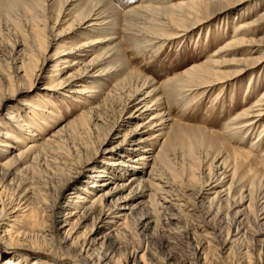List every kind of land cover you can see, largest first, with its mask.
I'll return each mask as SVG.
<instances>
[{
    "label": "rangeland",
    "instance_id": "1",
    "mask_svg": "<svg viewBox=\"0 0 264 264\" xmlns=\"http://www.w3.org/2000/svg\"><path fill=\"white\" fill-rule=\"evenodd\" d=\"M108 1L114 8L119 9V14L123 16L130 9L140 6L144 0ZM177 1L168 0V3L175 4ZM217 1V5L221 4L215 8L229 5V1L226 0ZM44 4L47 10L46 18H50V29L40 33L39 36L44 44L43 49H45L42 53L43 57L31 51L33 50L32 40L28 35V27L24 19L20 18V15L23 16L22 12H19V15L12 14V19L9 21L3 16L0 18V122L2 125L4 123L9 124L16 132L18 131L17 133L30 134L31 129L26 126H23L22 129L10 119L9 113L14 110L16 116L24 122H28L30 119L35 123L48 124V126L44 125L45 131L41 135L36 133L35 139L53 136L47 150L39 152V160L36 162L39 169L36 168L32 175L30 173L21 175L17 170L13 171L16 173L9 180L15 179V182L21 180L23 189L29 191V196L32 192L31 187L38 190L45 185L50 187V185L55 184L57 188L56 183L59 178L61 180L64 174H68V167L63 166V162L66 161L65 157L68 154L75 155V150L78 147L88 144L92 153L98 152L99 158L95 159L97 162L95 164H98L99 167L104 164L108 168L107 172H104L106 176L102 182L111 183L110 187L115 192L112 199L106 201L105 204H128V210L124 211L123 216L116 220L115 226L112 224L111 229L103 231L101 221L97 222L98 225L96 224L94 229V231H99L96 247H99L102 242L100 238L108 235L104 245L111 244L114 246L113 254L117 259V264H133L130 253L134 251L138 252L135 258L136 264H264V220L260 218L258 222H255L256 216L248 207V198L244 200V203L235 206L236 211L241 215L237 218L235 227L237 225L241 230L239 236L244 233V239L237 244L238 247L235 245L231 250L230 246L223 248L222 243L227 234L234 235L233 229L228 224H221L216 229V222L213 221V217L207 216V200L196 198L197 192L203 190L207 193L210 181L220 177L222 168L218 164L225 155H231L232 149H240L250 154L254 159L253 168L259 171V174L264 173L263 154L259 151V147H256V142L259 143L264 137V135L258 138L256 136L262 127H256L252 133L248 132L247 136L241 133L234 136L230 141H226L227 151L220 154H216L214 151L207 152L203 147L197 148L196 145L192 159H197V162L186 156L184 152V147L186 148L190 143H197L195 139L198 135L200 136V132L193 131L197 128L205 130L204 134L207 141H214L216 142L214 144L218 145L215 134H222L226 125L264 92V62L253 71L236 78L223 89L219 87L195 89V92L193 90L186 92L184 96H175L170 101H163L165 113L171 120L169 126L173 127L176 135L172 140L175 149L169 155L167 165L155 164V171L151 178L156 181L160 178L159 180L167 184L168 196L172 197V200L183 201L178 205H184V207H178L172 201L170 204L164 203L158 215H148L149 211L145 206L146 193L142 192L141 189L136 190L135 184H129L132 168H145L148 165L145 170L148 172L152 163L151 160L148 159L145 165L141 161V157L148 154L145 152V148L150 150L148 152L152 153L153 156L158 150V145H153L152 140H147L143 145L144 148L142 145L135 147V144L138 143L136 141L138 136L147 138L144 136L146 134L142 133L143 128L141 129V126L134 128L136 124L145 120L147 114L139 115L134 112L125 93L120 95V92L117 91L113 95H106V98L105 94L109 87H105L103 91L105 94L98 95L94 102L89 94L82 95H87L86 98L92 99L91 102L93 103L90 106L79 102L77 98L79 94L75 92L80 89V86L82 88L90 84L89 76L95 73V71L91 72L92 68L85 67V63L87 64L91 56L79 63L82 65L81 73L86 72L85 74L78 71L77 65L68 66L71 62L60 65L63 71L62 74L58 72L57 75L61 76L60 80L66 84L63 87L65 89H45L51 83V76L55 75V71L52 70V62H48L44 69L36 74L37 78H33L32 81L27 76V71L31 68L27 64V59L33 58L34 61L38 60L40 64L41 59L49 58L57 46L61 47L60 45L68 41L71 44L81 42L79 35L82 30L80 28L74 27L71 31H66L68 17L62 4L59 1L55 3L54 0H45ZM263 8L264 0L253 1V3L244 2V4L231 7L223 14L211 16V20L201 27L184 32L185 34L182 33L172 41H162L160 44H150L149 46L143 42L140 44L127 42L126 38L122 37L124 35L122 28L117 31V38L118 41L120 40V49L128 68L153 81L156 86H161L170 79L179 76L185 69L207 60L219 48L224 47L236 26L251 22L260 15ZM124 19L123 17L122 21ZM56 20L58 21L57 24H55ZM53 26L54 29L51 30ZM62 31L65 32L60 34ZM253 32L254 36L251 39L254 41L248 47H234L230 51L226 49V52L218 55L216 61L220 63L217 68L219 71L223 73L234 71L238 60H262L264 47L260 43L264 39V23L258 24ZM91 49H85L83 53L75 51L73 52L74 55L68 56V59L74 58V62L78 64L79 58L89 54ZM248 49H251L249 53H245ZM22 62L26 64L23 69H21ZM19 69L21 72L16 78L15 74ZM22 72H25L26 75L20 78ZM251 73L253 80L249 85V74ZM2 97L5 98L4 101L1 100ZM33 102H36L37 107L38 105L41 106L43 102H48V108L41 113L42 117H33L35 108L30 109L28 105ZM84 105H86L85 108ZM83 111L90 112L88 122L84 126H78L76 130L72 129V122ZM132 111L133 113H131ZM263 123L264 119L262 120ZM37 126L40 125L37 124ZM1 128L4 126H0ZM61 128L63 131L58 133ZM194 134L195 136H193ZM251 144H254L252 148ZM103 148H108L107 153H101ZM0 156H2L1 152ZM100 157L104 159L101 160ZM80 159L84 158L77 154L72 165L69 164L74 170L68 175L73 178L62 190L57 210L54 209L53 211L50 208L52 200L50 194L42 195L46 205L39 208V218L33 223L34 226H30L27 220L23 218L25 215L24 201L19 203L16 193H13L12 190L5 189L1 192L0 203L6 205L5 214L7 217L4 218L0 226L5 227L6 231H10L8 225H13L14 229L11 231L19 233V238L18 236L13 237L15 238L13 240L17 242L18 239L24 243V252L21 254L28 257H26L28 262L38 260L42 264H74L73 259L69 255L67 256L66 249L59 246L57 241L50 244L46 241L49 234L44 233L45 238L42 236V231L45 226L50 225L52 217L61 219L66 209L63 207L67 204L70 192L77 190L81 196L86 197L87 203L92 199L90 195H85L79 189L91 191L90 182L92 180L89 178H91L92 173L96 174L98 170L92 169V172H82L81 166H78ZM4 161L3 157H0V163ZM101 161L102 163H100ZM76 170L81 174L74 176ZM146 172L143 173L140 181L148 178ZM245 172L242 168L239 174L242 180L249 183L253 179V174H246ZM218 189L222 190L223 187L219 186ZM142 206H144L143 211L145 213L144 217L141 218ZM16 208L20 211L13 213L17 210ZM212 213L210 212V215ZM234 213L235 210L230 216H233ZM16 215L22 216V218L17 224H14L13 217ZM93 218L97 219V214L91 216L81 228L73 230L71 235L76 238V241L79 239L78 245L82 242L81 237L89 234L92 230ZM140 218L141 224L137 226L136 220ZM73 220L75 218L71 221ZM203 222H206L208 226L206 227L207 231L202 230L199 226L204 224ZM2 224L5 225L2 226ZM58 226L60 227V225ZM64 230L59 232V236H62ZM194 232L200 237L193 235ZM0 238V264H3L7 255H5V242L2 240V233ZM244 249H248L249 252L245 253ZM142 256L143 259L140 260Z\"/></svg>",
    "mask_w": 264,
    "mask_h": 264
},
{
    "label": "bare ground",
    "instance_id": "2",
    "mask_svg": "<svg viewBox=\"0 0 264 264\" xmlns=\"http://www.w3.org/2000/svg\"><path fill=\"white\" fill-rule=\"evenodd\" d=\"M44 1L45 0H0V18L3 16L6 19L8 18L9 21L12 19V14H18L19 12L23 13V16L20 15V18L24 19L28 27V35H30L32 40L33 50L31 51L32 53H38L40 56H42L45 50L43 49L44 44L39 37L40 33H44L46 30L50 29V18H46L47 10ZM58 1L67 11L68 19L66 22L68 24L66 31H71L74 27L80 28L82 30L79 35L81 37V42L79 44H71V42L68 41L60 45L61 47L57 46L55 52L49 58L44 57L45 59H41L40 64L38 60L34 61L33 58L27 59V64L31 67L27 71L28 78L31 81L33 78H37L36 74L41 72L48 62H52V70L55 71V75L51 76V83L48 88L45 89H65L63 87H65L66 84L60 80L61 76L57 75L58 72L61 73L63 71L60 65L71 62L68 66L77 65V67H79L78 71L81 73L82 65L79 63H82L84 59L91 56L87 64L85 63V67L92 68L91 72L95 71V73L89 76L91 79V82H89L90 84H88L89 86H83L82 88L80 86V89L75 92L79 94V97H77L79 102L81 101L82 104L90 106L91 103L96 101L98 95H101V93L105 94L103 92L105 87H109L105 96L113 95V93L117 91L120 92V95L125 93L127 101L134 112L139 115L147 114L145 120L136 124L134 128L141 126V129L143 128L142 133L146 134L144 136H147L149 139L138 136L137 140L135 139L138 141L135 147L140 145L143 147L147 140H152L153 145H158V150L153 156L152 153L148 152L150 150L145 148V152L148 154L141 157L142 164L145 165L148 159H150L152 163L149 166L148 172L145 171L148 165L145 168H132L129 184H135L136 190L141 189L142 192L146 193L147 201L145 206L149 211V213L147 212L148 215H158L162 205L164 203L170 204L172 201H174L172 202L174 205L184 207V205H178L183 203V201L172 200V197L168 196V191L166 190L168 188L167 184L159 180L160 178H158V181L151 178V175H153L155 171V164L167 165L169 155L172 153V150L175 149L174 144L172 145V140L176 135L173 127L169 126L171 120L165 113L163 101H170L175 96H184L186 92H191L193 90L195 92V89H210L214 87L223 89L229 85L230 82L236 80V78L260 66L262 62H264V56L261 58L262 60L256 61L249 59L238 60L234 71L223 73L217 69L220 63L216 60L217 57L222 55L221 53L226 52V49L230 51L234 47L244 48L253 43L254 40H252L251 37L254 36V28L258 24L264 23V8L261 10L260 15L251 22L244 25H237L230 34L229 41H227L225 46L219 48V50L207 58V60L185 69L179 76L170 79L163 85L156 86L153 81L145 78L133 69L131 70L128 68L127 62L123 59V54L120 49V40L118 41L117 38V31L120 30V28L123 29L124 35L122 37L126 38L127 42H135L137 44L143 42L149 44V46L150 44H160L162 41H172L184 32L186 33L201 27L204 23L206 24L207 21L211 20V16L223 14V12H226V10L231 7L244 4V2H257L258 0H226L229 1V5L222 8H215L221 4L219 3L217 5V0H178L175 4L168 3V0H144L140 6L130 9L124 13L123 16L119 14V9L114 8L108 0H54L55 3ZM118 1L122 2V0ZM123 17L125 19L122 21ZM17 22L12 23L15 24ZM57 23L58 21L56 20L55 24ZM52 29H54V26L51 30ZM64 32L65 31H62L60 34ZM260 44L264 47V39H262ZM89 48H92L91 52L79 58L77 61L78 64L74 62V58L72 60L68 59L69 55H74L73 52L83 53L85 49ZM250 50L251 49L246 50L245 53H249ZM25 66L26 64L22 62L21 69ZM20 72L21 70L19 69L15 74L16 78L19 77ZM85 73L86 72H82L81 74ZM25 75L26 73L24 72L20 78ZM249 77L250 80L248 84L250 85L253 80L251 78L252 73L249 74ZM48 90L46 91L48 92ZM84 94H89L93 102H91V98H86L87 95L82 96ZM1 100L4 101L5 98L2 97ZM35 103L36 102L28 104L30 109L35 108L32 115L33 117H42L41 113L44 109L46 110L48 108V102H43L41 106L38 105V107ZM86 105H84V108ZM133 111L131 113H133ZM88 114H90L89 111H83L78 118L72 122L71 128L76 130L78 126H84L88 122ZM9 115L10 119H12L17 126L21 128L26 126L31 129V132L30 134L17 133L18 131L16 132L9 124L4 123L2 125L0 122V126H4V128L0 129V152L2 153L0 157H3V160H5L0 163V194L5 189L14 191L13 193H16V197H18L17 201H19V203L24 201L23 210H25V215H23V218L27 220L30 226H34L33 223L39 218V208L46 205V202L42 199V195L50 194L52 199L50 208L51 210L53 209V211L54 209L57 210L62 190L73 178L68 175L74 170L70 165L74 162L77 154L83 156L84 159H80L78 164V166H81L82 172H92V169L98 170L96 174L92 173L91 178H89V180H92L90 182V188L92 190L79 189V191H83L85 195H90L92 199L87 203L86 197L81 196L77 190L70 192L67 204L63 207L66 208L63 216H61V219L58 218L59 220L56 217H52L53 219H51L50 225L45 226L43 229L42 236L45 237L44 233H48L49 235L47 236H49V238L46 239V241L50 244L57 241L59 246L66 249L67 256L69 255V257L73 259L74 264H117V259L113 254V250L115 249L114 246L111 244L104 245V241L108 238V235L101 237L100 239L102 242L99 247H96L98 245L99 231H94V229L99 221L103 224L101 227L103 231L111 229L112 224L115 226L116 220L120 219L123 216V212L128 210V204H105L106 201L112 199L115 192L114 189L110 187L111 183L102 182L104 176H106L104 172H107L108 168H106L104 164L100 167L98 164H95L97 163L95 159L99 158L98 152L95 151L92 153L88 144L78 147V149L75 150V155L68 154V156L65 157L66 161L63 162V166L68 167V174H64L67 176L63 175L61 180L59 178V181L56 183L58 187L56 188L55 184L50 185V187L45 185L38 190L31 187L30 189L32 192H30L29 196V191L23 189V182L21 180L15 182V179L9 180V178L15 175L16 172L14 173L13 171L16 170L21 175L29 173L32 175L36 168L39 169L36 163L39 160V152L41 153L47 150L53 136L49 135L50 137L48 136L44 139L38 137L35 139L36 133L37 135H41L42 132L45 131L44 125L48 126L47 123H35L30 119L28 122H24L16 116L14 110H12ZM129 115L131 116V114ZM263 119L264 92L256 98L252 104L248 105L242 112L237 114L226 125L222 134H215V136H217L218 145L214 144L216 143L214 141H207L204 134L205 130L197 128L193 129V131L200 132V136L197 134L198 137L195 139L197 143H190L186 148L184 147L185 150L183 148L182 150H184L185 155L190 159L193 158L196 145L197 148L203 147L207 152L214 151L216 154H220L221 152L227 151L226 141H230L234 136L240 135L241 133L247 136V134H249L248 132L252 133L256 127L261 126V130L256 136L257 138L262 137L264 135ZM37 124L40 126H37ZM61 130L62 128L58 130V133H60ZM193 136H195V134ZM262 138V141L259 143L256 142V147H259V151L263 154L262 160L264 161V137ZM193 142L195 141L193 140ZM252 145L254 144H251V148ZM107 151L108 148L101 149V153H107ZM230 152L231 155L227 154L225 157L223 156L224 158H222L220 164H218L222 168L220 177L217 179L213 178V180L210 181L211 183L208 186L209 189L207 193L203 192V190L199 191L196 194V198L207 200V216L213 217V221L216 222V229L221 224H228V226L233 229L234 235L230 236V233L227 234L225 241L222 243L223 248L225 246H230L231 250L244 239V233L239 236L241 230L237 225L235 227L237 218L241 216L239 212L236 211L237 209H235V206L244 203V200L248 198V207L252 209L254 216H256L255 222H258L260 218L264 220V173L259 174V171L253 168L254 159L247 152L240 149H232ZM100 158L101 160L104 159L102 157ZM192 160L194 161L195 159ZM195 161L197 162V159ZM100 163H102V161ZM19 168L21 169L18 171ZM242 168L246 171V174H253V179H251L249 183L242 180L239 174ZM145 172L148 174V178L144 181H140ZM80 174L81 173L77 172V170L74 172V176ZM190 177L192 178L193 176ZM100 182L102 183L98 184ZM4 184L6 185L4 186ZM219 186H222L223 189L219 190ZM245 194L246 196H244ZM1 203L0 224L4 221V218L7 217L5 214L6 205H1ZM134 204L136 203L134 202ZM143 208L144 206H142L141 211L139 210L141 218L144 217L145 213ZM234 210V215L230 216ZM17 211L19 212L20 210L17 209L13 213ZM210 212L213 213L210 215ZM94 214H97V219L93 218L94 225L92 230L89 234H85L81 237L82 242L78 245L79 239L76 241V238H73V235H71L73 230L81 228ZM16 216L13 217L14 224H17L22 218V216ZM73 218H75V220L71 221ZM141 218L136 220L137 226L141 224ZM203 223L204 224L199 226H201L200 228H202V230L207 231L206 227L208 226L206 222ZM3 225L5 224H2V226ZM58 225H60V227ZM8 226L11 230L14 229L13 225ZM1 228L2 230L0 231L3 234L2 240L5 242V255H7V259L3 261V264H42L38 260H30V262H28V257L25 254H21L24 252V243L18 239L17 242L13 240L15 239L13 237L18 236L19 238V233H16V231L12 232L11 230L6 231L5 227L0 226V229ZM62 230H64L63 234L59 236V232H62ZM193 235L200 237V235L197 233L195 234V232ZM244 250L246 251L245 253L249 252L248 249ZM137 253L136 251L130 253V256L132 255L131 259L133 264H136L135 258ZM142 259L143 256L140 257V260Z\"/></svg>",
    "mask_w": 264,
    "mask_h": 264
}]
</instances>
